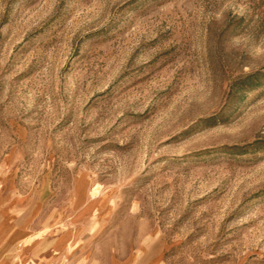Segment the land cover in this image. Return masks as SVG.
Instances as JSON below:
<instances>
[{
  "label": "rangeland",
  "instance_id": "374dc122",
  "mask_svg": "<svg viewBox=\"0 0 264 264\" xmlns=\"http://www.w3.org/2000/svg\"><path fill=\"white\" fill-rule=\"evenodd\" d=\"M0 264H264V0H0Z\"/></svg>",
  "mask_w": 264,
  "mask_h": 264
}]
</instances>
